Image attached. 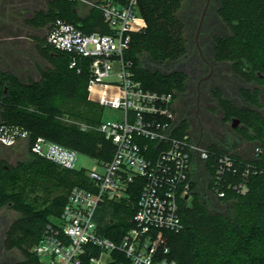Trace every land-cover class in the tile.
I'll list each match as a JSON object with an SVG mask.
<instances>
[{"label":"trees","instance_id":"16d2710c","mask_svg":"<svg viewBox=\"0 0 264 264\" xmlns=\"http://www.w3.org/2000/svg\"><path fill=\"white\" fill-rule=\"evenodd\" d=\"M186 2L140 1L147 27L132 35L126 59L132 62L137 79L147 89L174 94L185 90L184 72L152 71L144 67L143 60L148 56L161 66L187 56V25L182 16ZM218 15L229 33L215 38V60L231 65L235 74L256 87L253 91L241 89L250 108L220 101L226 120L236 118L241 122L236 132L249 145L245 153L216 145L207 147L216 154L232 153L237 161L251 164L255 173L249 177L245 195L229 192L219 198L210 182L203 197L196 184L192 203L183 201L180 205L183 230L166 232L169 257L177 264H264V101L260 90L264 86V0H220ZM57 19L87 33H108L99 11L91 9L81 18L77 3L69 0H52L48 9L35 14L32 21L36 25H53ZM39 53L48 63L40 71L39 80L25 82L11 71L0 69V126L29 134L22 139L28 144V160L13 166L0 160V210L10 207L20 214L6 240L7 246L23 255L14 264H41L31 250L52 219L62 215L70 191L75 186L88 185L84 170H68L34 154L36 140L46 138L99 162L110 160L114 153L112 143L96 130L105 108L89 100V62L50 46L42 47ZM73 61L76 67L72 68ZM183 135V131L179 132V136ZM214 161L212 157L210 163ZM209 171L213 175L214 169ZM39 192L46 198H31ZM139 197L140 189H135L129 200L102 204L97 219L99 232L119 240L130 227L129 219Z\"/></svg>","mask_w":264,"mask_h":264},{"label":"built area","instance_id":"2783aa9c","mask_svg":"<svg viewBox=\"0 0 264 264\" xmlns=\"http://www.w3.org/2000/svg\"><path fill=\"white\" fill-rule=\"evenodd\" d=\"M69 1L99 11L108 33H87L57 19L46 45L89 62V100L118 110L120 116L96 128L112 143L114 153L108 161L93 160L96 166L90 170L77 167L81 154L74 149L43 137L32 146L34 154L68 170H84L88 178L87 187L70 191L62 215L48 224L33 253L41 264H177L169 257L166 232L183 230L180 205L190 202L194 186L206 188L211 182L219 198L229 192L245 195L253 166L232 153L212 152L190 133L179 136L174 93L147 89L137 79L126 53L132 35L147 27L141 0ZM28 135L0 126V143L8 147ZM135 189H140V197L129 229L117 241L102 235L100 206L129 200Z\"/></svg>","mask_w":264,"mask_h":264},{"label":"flooded vegetation","instance_id":"af4514ba","mask_svg":"<svg viewBox=\"0 0 264 264\" xmlns=\"http://www.w3.org/2000/svg\"><path fill=\"white\" fill-rule=\"evenodd\" d=\"M219 9L220 6L218 8V11ZM218 11L216 12V17L219 19L218 22L220 23V28L214 27L215 23L211 22V28L209 31L210 34L209 36H205L203 29H205L208 21V17L206 16L204 26L200 35L201 44L202 42H208V40L212 41L213 43L212 53L214 59L212 62L210 61L213 68L211 69V67L203 61L208 67V69H206L205 71L199 70L193 65L187 67L189 71L178 70L184 72L187 75V80L185 82V90L183 92H177L174 94V102L176 123L180 129L183 128L184 125L187 126L191 130V134L194 136L196 141L200 142L202 145H216L220 147L230 148L236 144V139L239 137L236 130L241 126V122L236 118H233L230 121L226 120L225 112L221 107L220 101L227 100L238 108H250L249 102H247L241 94V89L253 91L256 85L254 83L246 82L243 78L235 74L232 71L231 65L227 63H220L215 60V38L222 37L229 33V29L219 17ZM184 21L186 25L189 22L188 19H184ZM224 32L226 33L220 36L218 35L219 33ZM195 48L198 49L196 47V43ZM197 51L199 52V50ZM202 51H204V48H202ZM189 53L190 51L188 50L187 56L179 61L180 65H183L182 63H184L188 59ZM199 57L201 58L200 53ZM3 63L5 64L4 68L6 67L8 69V62L3 61ZM2 68L3 66H1L0 64V69ZM196 69V73L198 72L197 75H192ZM196 78L197 80L195 81ZM243 83L247 85V88L240 87L238 89V87L243 85ZM234 85H236V89ZM260 90L263 95L264 86H261ZM237 96L239 98L241 97L240 100H242V102L238 103V100L236 99ZM218 117H220V120L218 119ZM228 122H231V127L226 126V123ZM238 123H240V125H238ZM217 134H220V137H217ZM232 139L234 140L235 144H233ZM2 224L6 226V223H4V220L1 218L0 243L3 240L2 234H4V237H7V235L5 236L4 229H2L1 227ZM4 239L5 240L3 241L5 242L6 238ZM3 247L1 248L3 249ZM12 261L13 260L11 254L6 251H1L0 249V264H12Z\"/></svg>","mask_w":264,"mask_h":264},{"label":"rangeland","instance_id":"374dc122","mask_svg":"<svg viewBox=\"0 0 264 264\" xmlns=\"http://www.w3.org/2000/svg\"><path fill=\"white\" fill-rule=\"evenodd\" d=\"M206 0H187L183 12H182V16L184 19H188V27H187V33H186V38L188 41V47H189V57L188 59L182 63L184 65H180L179 61L177 62H168L164 65L158 66L156 65L148 56H146L143 60V65L145 68L152 70V71H160L163 74H170L176 70H185V71H189V69L187 67H189L190 65H193L194 67H197L199 70H206L208 69L207 65L203 62V60L199 57V52L197 51L198 49L195 48V34H196V30L198 27V22H199V18L200 15L202 13V10L204 8ZM220 6V0H211V5L210 8L208 10L207 17H208V21H207V25L205 27V29H203L204 35H208L209 36V31H210V23L214 22L216 28H220V23L218 22V18L216 17V12L218 11V8ZM213 29V28H212ZM224 33H219L218 35H223ZM200 45L202 48H204L203 54L204 57L210 62L213 61L214 57H213V53H212V48H213V43L212 41L208 40V42H202L200 41ZM33 61L35 59H32ZM196 64V66H195ZM48 66V63L45 62V67L46 68ZM43 67V66H42ZM42 67L40 68V71L43 69ZM22 68V67H21ZM7 69L6 67L2 68V70ZM197 69L193 72L192 75H197L196 73ZM35 77H37V79L40 78L39 75H35ZM33 79V78H32ZM197 80V78L195 79V81ZM27 82V81H26ZM235 89L237 88L236 85H234ZM240 87H245L247 88V85H245L243 83V85L239 86L238 89ZM262 97V101H264V93L261 96ZM236 99L238 100V103L242 102L241 97L239 98L238 96L236 97ZM244 105V103H243ZM120 116V112L116 109L110 108V107H105L104 109V113H103V121H115L118 120V117ZM218 119L220 120V117H218ZM231 122L226 123V126L231 127ZM238 125H240V123H238ZM183 131L185 134L190 133L191 134V130L187 127L182 128L181 130L179 129V132ZM195 134V133H194ZM222 136V134H221ZM217 137H220V134H217ZM233 140V139H232ZM233 144L234 140H233ZM227 148V147H226ZM229 148V147H228ZM246 148H249V145L245 144L244 141L241 138H237L236 139V144L232 147H230L231 150L233 151H237L240 153H245ZM0 160H4L6 162L7 165L9 166H13L16 165L18 162H22V161H26L28 160V144L26 140H21L19 141L17 144H15L14 146L8 147L5 146L3 144L0 143ZM94 166H96V163L90 158L87 157L85 155H79V159L77 162V167L78 168H85V169H92L94 168ZM198 187L197 190L199 191V193L204 197L207 195L206 192V188L205 186L201 185L200 183H197ZM31 198L33 199H45L46 196L43 192H39V193H33L31 195ZM193 201V197L191 198L190 202L188 203L189 205L192 203ZM20 214L15 211L14 209L8 207V208H3L0 210V219L2 218L4 220V223H6V226L4 224H2V229H4L5 231V236L8 235V231L11 228L12 224L19 218ZM56 221V220H55ZM7 233V234H6ZM3 236V240H5L4 238V234H2ZM1 241L0 245L1 247H3V249L0 247L1 251H6L9 254H11L12 256V264L16 263L19 260L23 259V255L21 254V252L19 250H17L16 248H10L9 246L6 245V241ZM31 252L33 253V250H31Z\"/></svg>","mask_w":264,"mask_h":264},{"label":"crops","instance_id":"0c3cea01","mask_svg":"<svg viewBox=\"0 0 264 264\" xmlns=\"http://www.w3.org/2000/svg\"><path fill=\"white\" fill-rule=\"evenodd\" d=\"M52 0H0V64L8 62V69L23 81L39 80L35 75L45 70V59L40 55L46 47L51 23L34 24L35 14L46 11ZM78 14L86 17L91 7L77 3ZM32 59H35L34 61ZM22 67V68H21ZM33 78V79H32Z\"/></svg>","mask_w":264,"mask_h":264},{"label":"water","instance_id":"95a60500","mask_svg":"<svg viewBox=\"0 0 264 264\" xmlns=\"http://www.w3.org/2000/svg\"><path fill=\"white\" fill-rule=\"evenodd\" d=\"M210 5H211V0H206L205 5H204V8L202 10V13L200 15L199 24H198L197 31H196V36H195V43H196V47L199 50V53H200L201 58L212 69L213 68L212 67V64L204 57V54H203V51H202V48H201V45H200V35H201V32H202V29H203V26H204V22H205V19H206L208 10L210 8Z\"/></svg>","mask_w":264,"mask_h":264}]
</instances>
